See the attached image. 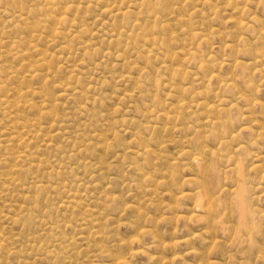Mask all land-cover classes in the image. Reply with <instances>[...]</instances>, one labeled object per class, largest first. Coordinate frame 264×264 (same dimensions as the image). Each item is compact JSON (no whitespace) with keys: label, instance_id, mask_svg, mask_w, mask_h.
Returning <instances> with one entry per match:
<instances>
[{"label":"rangeland","instance_id":"rangeland-1","mask_svg":"<svg viewBox=\"0 0 264 264\" xmlns=\"http://www.w3.org/2000/svg\"><path fill=\"white\" fill-rule=\"evenodd\" d=\"M47 1L0 0V264H264V0Z\"/></svg>","mask_w":264,"mask_h":264},{"label":"bare ground","instance_id":"bare-ground-1","mask_svg":"<svg viewBox=\"0 0 264 264\" xmlns=\"http://www.w3.org/2000/svg\"><path fill=\"white\" fill-rule=\"evenodd\" d=\"M45 1H46L45 4L42 3V4H43V7H39V6H38V7H36V10L39 11V9H40V10H41L40 12H42V13L44 14V16L48 15V17H51V18L53 19V21H56V22H57V21H58V22H62V21L64 20V19H63L64 16L61 15V16H59L58 19H56V18L54 17V16H55L54 14H53V15H52V14H49V13H51V12L53 11V9L55 8V7H53V6L56 5L57 2H56V3H54V2L52 3V2H49V1H47V0H45ZM53 4H54V5H53ZM44 5H46L47 7H44ZM42 8H43V9H44V8H45V9L47 8V12H49V13L45 12L46 10H43ZM42 10H43V11H42ZM54 10H55V9H54ZM57 10H58V9H57ZM53 12H54V11H53ZM56 13H57V12H56ZM58 13H60V12H58ZM59 15H60V14H59ZM65 15H66V14H65ZM188 18H189V17H188ZM34 20H35V19H34ZM58 22H57V23H58ZM41 24H42V23H41ZM245 25H246V24H245ZM52 30H53V29H52ZM113 41H114V40H113ZM118 41H119V40H118ZM40 61H41V60H40ZM44 63H45V62H44ZM48 65H49V64H48ZM25 77H26V76H25ZM47 94H49V93L47 92ZM48 97H49V95H48ZM48 97H47V98H48ZM49 98H50V97H49ZM51 110H52V109H51ZM54 130H55V129H54ZM190 154H191V153H190ZM263 176H264V175H263ZM60 177H61V176H60ZM58 184H59V183H58ZM63 185H64V184H63ZM63 185H62V186H63ZM210 210H212V209H210ZM33 211H34V210H33ZM208 211H209V210H208Z\"/></svg>","mask_w":264,"mask_h":264}]
</instances>
